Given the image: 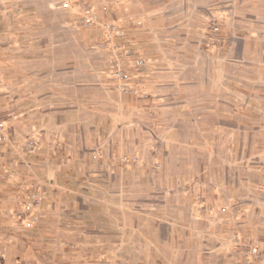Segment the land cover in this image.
<instances>
[{"label": "rangeland", "instance_id": "rangeland-1", "mask_svg": "<svg viewBox=\"0 0 264 264\" xmlns=\"http://www.w3.org/2000/svg\"><path fill=\"white\" fill-rule=\"evenodd\" d=\"M10 84L0 264H264V0H0ZM92 136L139 167L130 185L24 216L41 154Z\"/></svg>", "mask_w": 264, "mask_h": 264}, {"label": "crops", "instance_id": "crops-1", "mask_svg": "<svg viewBox=\"0 0 264 264\" xmlns=\"http://www.w3.org/2000/svg\"><path fill=\"white\" fill-rule=\"evenodd\" d=\"M9 86V92H0V105L5 103L4 109H11L20 103L15 97L12 98L14 89L11 84ZM8 121L13 125L18 123L14 122V119H8ZM68 144L61 149L51 147L53 154L48 151L44 152L41 154L44 161L39 162V166H32V170H40L38 171L40 172L39 176L34 175L36 179L39 177L48 180L47 184L42 181L38 184L42 187L43 201L50 202L53 200L51 197L53 196L56 203L62 200L63 195L70 196L67 201L74 203H86L91 199L96 203L105 201L104 198H99L96 193L100 188L105 189L102 191L107 195L105 192L111 185L122 188L124 181L130 185L136 171L139 170V167L133 162L122 163L124 154L120 151L93 150V136L89 143L77 150H75V146ZM89 193L92 197L87 195Z\"/></svg>", "mask_w": 264, "mask_h": 264}, {"label": "built area", "instance_id": "built-area-1", "mask_svg": "<svg viewBox=\"0 0 264 264\" xmlns=\"http://www.w3.org/2000/svg\"><path fill=\"white\" fill-rule=\"evenodd\" d=\"M81 23L85 27H95L98 25V17L93 9L87 8L84 10V14L81 18ZM137 65L143 66V62L139 61L136 63ZM141 69V68H139ZM115 77L119 84L120 92L124 95H132L136 93V87L132 83L131 78L128 76L126 71L122 68L120 63H116L115 65ZM3 128V123H0V130ZM26 149L31 153L35 150L34 141H27L25 145ZM44 198L43 191L39 188L32 189V191L28 192L22 203V213L23 215H30L33 211H37L42 205V201ZM32 221L28 223L27 227L32 226Z\"/></svg>", "mask_w": 264, "mask_h": 264}]
</instances>
